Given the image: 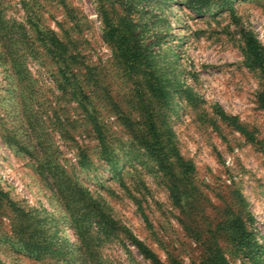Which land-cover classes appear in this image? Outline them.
Instances as JSON below:
<instances>
[{
    "label": "rangeland",
    "instance_id": "obj_1",
    "mask_svg": "<svg viewBox=\"0 0 264 264\" xmlns=\"http://www.w3.org/2000/svg\"><path fill=\"white\" fill-rule=\"evenodd\" d=\"M245 32L264 57V0H0V264H257L231 222L264 244V71ZM156 74L177 85L163 99Z\"/></svg>",
    "mask_w": 264,
    "mask_h": 264
},
{
    "label": "trees",
    "instance_id": "obj_2",
    "mask_svg": "<svg viewBox=\"0 0 264 264\" xmlns=\"http://www.w3.org/2000/svg\"><path fill=\"white\" fill-rule=\"evenodd\" d=\"M120 22L122 23V26L127 30L128 35L130 36L132 34V31L134 30V28L140 26L138 22H134L130 19H127L126 17H124L123 19H120ZM109 29H108V33L111 36H114L115 33L114 31L117 30L118 25L117 26H111L108 25ZM245 37V41H246V47L247 50L249 52V55L251 57V61L253 62L254 65H256L257 67H261L262 70L264 71V57L262 55V49L260 46L257 45V43L253 40V37L250 33L245 32L244 34ZM147 47L149 46V44L146 45ZM146 49V48H145ZM162 74H156L154 78L155 80V84L151 83L150 84V89L161 99L165 98L166 96H168L170 94V89H172L174 86L171 82H169L167 79H165V74H163V76H161ZM177 90V88H175ZM141 93V92H140ZM89 117L93 123V127H94V131L96 132V138L98 140V143L101 147V151L102 153L105 155V158L107 160H109L108 158V149L106 146V138H105V134L104 131H102L101 125L99 123V121H97V113L95 108H92L89 114ZM152 123V122H151ZM161 138L154 137L150 140L149 143H156V145L158 144H162L161 143ZM170 141V140H169ZM169 144H172V142H168ZM145 147L147 148V150L153 151L151 150L149 145H145ZM173 146H172V150H173ZM176 155V152L174 153L173 156ZM166 154L163 153L161 150L158 151L157 155L155 157H157V159L159 160V157H165ZM86 157V156H85ZM178 159H180V157L178 156ZM187 165V163L185 164ZM5 201V194L4 192L0 189V206L1 204ZM7 203L9 204V207H11V209L13 210V212L15 213V218L17 217H26L28 216V212L24 211V209H21L20 207L16 206V204H14L13 202L6 200ZM94 217H96V219L94 218L93 222L95 224H97L100 228V230L102 231V233L104 235L108 236V231L112 228L113 226V219L112 217L107 213L104 212L102 210L98 211V212H92L91 213ZM19 217V218H20ZM33 217L31 216L30 219H32ZM232 226L235 229L234 234L237 235V241H238V247L239 250L242 251L243 255L250 259L252 262L254 263H259L262 264L264 263V244L258 242V240L256 239V237L254 236V234L249 231L246 230L242 224V222H240V220L235 217L234 219H232ZM106 233V234H105ZM131 239L132 244L136 247L137 251L140 252L143 256L145 257H149L153 260L154 257L152 256L150 250H148L145 245L143 244V242H141L139 239H137L134 236H129ZM29 247H32V250H29ZM22 249H27L26 254L29 255L28 257L37 260L38 256L35 254L37 253L39 246H37L36 244H32V245H22Z\"/></svg>",
    "mask_w": 264,
    "mask_h": 264
}]
</instances>
